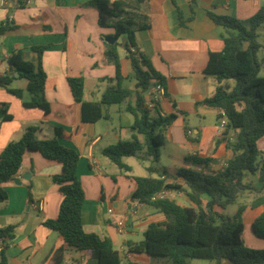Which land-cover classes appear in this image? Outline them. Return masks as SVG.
Segmentation results:
<instances>
[{
    "label": "crops",
    "instance_id": "0c3cea01",
    "mask_svg": "<svg viewBox=\"0 0 264 264\" xmlns=\"http://www.w3.org/2000/svg\"><path fill=\"white\" fill-rule=\"evenodd\" d=\"M86 1L9 0L7 6H0V23L10 20L15 26L0 35V74L9 69L6 59L16 49H22L24 58L36 63L37 54L31 48L46 45L41 66L46 73L44 96L50 105L48 113L22 105V101L30 99L27 80L23 77L15 76L17 78L9 85L21 91V98L0 86V104L5 103L6 112L11 115L5 120L0 112V151L9 142L19 139L29 126L38 128L36 136L39 139L51 138L56 127L62 128L65 134L62 143L79 155L76 174L84 191L81 212L84 230L108 237L122 261L148 263V255L132 253L129 248L138 242L133 240L137 239L138 231L144 233L148 224L164 221L166 217L152 206L130 198L136 187L133 176L137 175L133 165L126 162L127 157L123 162L130 166V171L124 172L101 153L103 147L130 138L132 115L119 105L116 122L113 111L103 105L108 118L84 122L81 105L74 100L67 83L68 77L81 76L84 99L99 101L101 93L112 84L107 78L114 76V65L104 40L106 36L114 35V30L98 25L97 9L85 4ZM263 2L120 0L124 19L135 31L137 51L144 54L165 78V98L160 102V110L150 114L154 117L175 115L172 123L159 131L162 137L159 167L170 172L190 167L186 157L191 155L212 157L216 160L215 166L219 167L231 157L226 141L234 137L235 130L219 126L217 109L199 104L223 83L205 73L204 68L209 53L223 48L222 38L227 32L214 23L206 11L245 20ZM121 39L116 48L124 76L122 86L135 89L134 73ZM258 42L259 72L264 77V26L258 31ZM229 84L233 82L229 81ZM139 138L142 140L141 135ZM257 145L260 157H264V136ZM135 157L141 162L146 159L145 169L150 164V158ZM59 171L57 161L44 158L38 151H26L14 177L3 184L7 198L0 199V229L14 226L13 238L5 249L6 264H52V255L59 247H65L61 264H97L95 258L67 248L58 232L43 225L44 219L55 218L58 213L62 195L52 176ZM246 178L245 183L257 189L254 191L256 201L241 203L246 205L244 228L247 221L251 229L253 220L264 209V204L260 203L264 188L256 174L248 173ZM169 181L180 182V179L169 178ZM167 195L182 205H192L182 191H170ZM206 201L204 197L203 204ZM249 210L254 213L248 216ZM118 219L125 222L123 232H118ZM255 242L252 243H259Z\"/></svg>",
    "mask_w": 264,
    "mask_h": 264
},
{
    "label": "trees",
    "instance_id": "16d2710c",
    "mask_svg": "<svg viewBox=\"0 0 264 264\" xmlns=\"http://www.w3.org/2000/svg\"><path fill=\"white\" fill-rule=\"evenodd\" d=\"M85 4L97 9L100 27L114 30L116 41L107 46L115 71L113 77L107 78L112 84L101 93L99 101L84 99L81 76L67 78L71 94L81 105V120L84 122L94 123L108 118L103 112V105H123L124 111L132 115L130 138L103 147L101 153L124 172L130 171V166L123 162V158H150L146 167L148 175L133 176L136 187L130 198L152 206L166 217L164 221L148 224L143 240L132 244L129 251L165 256L170 264H190V258L212 259L216 264H264V248H248L242 239L246 205L240 204L231 217L223 213V209L234 204L244 193L256 192L254 186L243 181L246 173L256 174L261 188H264V157L257 159L260 155L257 142L264 136V77L258 75L260 61L257 56L260 47L258 31L264 26V2L245 20L206 11L210 19L227 32L222 38L223 48L209 53L204 68L205 73L214 75L223 83L199 104L217 109L219 118L222 115L227 118L225 129L235 130L234 137L226 141V147L232 154L219 167L215 166L216 160L212 157L191 155L186 157L191 166L180 167L174 172L159 167L158 162L162 145L159 131L171 124L175 115L151 116L144 95L153 82L165 87V78L144 54L137 51L135 31L130 27L131 23L124 19L125 11L120 0H87ZM14 27L10 20L1 22L0 35ZM122 37H125L124 49L134 73L135 89L122 86L124 76L116 48L118 39ZM46 47L37 45L31 48L37 54L36 63L26 60L22 49L13 51L6 59L9 69L0 74V86L21 98L19 89L9 87L17 78L14 76L17 72L18 77L27 80L30 93V99L22 101V105L37 107L48 113L50 105L44 96L46 73L41 66V55ZM229 81L233 84L230 85ZM0 112L5 120L11 118L5 103L0 104ZM37 129L36 126L27 127L19 139L9 142L0 151V199L7 198L3 184L14 177L25 152L38 151L44 158L60 164V171L52 176V180L58 186L62 199L57 216L44 219L43 225L58 232L67 248L95 258L97 264H146L135 260L122 261L108 237L84 230L81 219L84 191L76 174L79 155L75 149L62 143L61 139L65 138L62 128L56 127L54 136L44 139L36 136ZM169 178H179L180 182L169 181ZM159 191H182L192 205H182L168 195L152 200L151 197ZM204 197L207 198L205 204ZM260 203L264 204V198ZM13 229L12 225L0 229L3 243L0 264H6L5 249L13 238ZM251 230L256 237L264 239V209L253 220ZM64 249L59 247L54 251L52 264L62 263Z\"/></svg>",
    "mask_w": 264,
    "mask_h": 264
},
{
    "label": "rangeland",
    "instance_id": "374dc122",
    "mask_svg": "<svg viewBox=\"0 0 264 264\" xmlns=\"http://www.w3.org/2000/svg\"><path fill=\"white\" fill-rule=\"evenodd\" d=\"M110 36V35H109ZM120 42H118L119 44ZM108 44V43H107ZM106 44V45H107ZM117 44V45H118ZM117 47V46H116ZM119 49V47H118ZM258 75L260 76V72H258ZM134 80H132L133 82ZM106 107H109L112 111H113V118H114V121H118V116L116 114V110L118 109L119 107V104H110V105H106ZM261 157L260 155H258L257 159L259 160ZM126 159V162L128 164H132L133 167H134V174L137 175V176H146L148 175V172L147 170L145 169L144 165L147 164V161L143 160L142 162L136 158L135 156H130V157H127L125 158ZM150 163V162H149ZM115 167V166H114ZM121 171V170H119ZM124 172H122L123 174ZM248 173H246L243 177V181L246 182V177H247ZM254 191H251L249 193H245L242 197H239L238 200L234 203V204H231V205H228L225 209H223V213L227 216H232L238 209V206L241 204V203H250V202H254L256 201L255 199V195H254ZM255 199V200H254ZM254 213L253 210H249L247 212V215L248 214H252ZM249 216V215H248ZM248 217H246L245 220H248L247 219ZM138 236H137V239H133L135 241H138L141 239L143 240L144 236H143V233L141 231H138ZM242 239H243V242L245 241L244 245L248 248H253V249H263L264 248V239L262 238H257L256 236H254L252 234V231L250 229V224H248V222L246 221L245 223V228L243 230V233H242ZM254 239V240H253ZM255 242L257 241L258 244H255V243H252V242ZM256 246V247H255ZM156 263H160V264H170V260L168 257H165V256H149V261L148 263L146 264H156ZM189 263L190 264H215V260H212V259H205V258H190L189 259Z\"/></svg>",
    "mask_w": 264,
    "mask_h": 264
},
{
    "label": "built area",
    "instance_id": "2783aa9c",
    "mask_svg": "<svg viewBox=\"0 0 264 264\" xmlns=\"http://www.w3.org/2000/svg\"><path fill=\"white\" fill-rule=\"evenodd\" d=\"M9 0H0V6H7ZM28 2V0H26ZM132 49V48H131ZM146 95V108L150 112H158L160 110V102L165 98L166 91L163 84L159 82H153L148 90L145 92ZM227 124V118L225 115H222L219 119V126L225 127ZM170 191H159L158 193L154 194L151 199L156 200L159 198H162L164 196H167V193ZM111 211V210H109ZM116 226L118 229V232H123L125 229V222L123 219H118L116 221ZM2 241L0 239V250L2 248Z\"/></svg>",
    "mask_w": 264,
    "mask_h": 264
},
{
    "label": "water",
    "instance_id": "95a60500",
    "mask_svg": "<svg viewBox=\"0 0 264 264\" xmlns=\"http://www.w3.org/2000/svg\"><path fill=\"white\" fill-rule=\"evenodd\" d=\"M107 43L109 44H113L115 41H116V37L114 35H110V36H106L105 39H104ZM123 45H124V41H125V37H122L121 39ZM14 76H18V73L15 72L14 73Z\"/></svg>",
    "mask_w": 264,
    "mask_h": 264
}]
</instances>
